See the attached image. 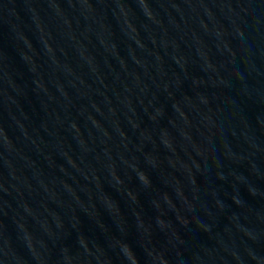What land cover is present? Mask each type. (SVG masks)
<instances>
[{
  "label": "water",
  "instance_id": "water-1",
  "mask_svg": "<svg viewBox=\"0 0 264 264\" xmlns=\"http://www.w3.org/2000/svg\"><path fill=\"white\" fill-rule=\"evenodd\" d=\"M0 264H264V0H0Z\"/></svg>",
  "mask_w": 264,
  "mask_h": 264
}]
</instances>
